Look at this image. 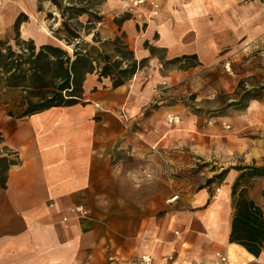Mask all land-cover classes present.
<instances>
[{
  "label": "crops",
  "instance_id": "1",
  "mask_svg": "<svg viewBox=\"0 0 264 264\" xmlns=\"http://www.w3.org/2000/svg\"><path fill=\"white\" fill-rule=\"evenodd\" d=\"M133 1L110 0L111 8H129L121 33L134 59L145 63L132 81L112 88L109 78L88 74L76 105L21 119L0 114V157L4 148L18 157L0 188V264H138L143 255L153 264H211L215 253L230 264H264V249L256 258L228 241L231 188L241 173L234 168L264 164L260 104L229 121L207 120L201 130L193 117L170 126L163 108L146 111L164 79L162 64L193 59L196 68L209 69L260 37L264 0H160L155 17L147 5L131 8ZM16 18L10 13L0 20V41ZM33 37L47 45L42 34ZM121 109L131 118L127 128ZM123 141L147 151L159 145L175 166L188 149L210 163L208 184L181 191L170 180L159 203L144 202L155 214L106 222L101 166L105 152ZM252 180L247 195L264 210V176ZM77 206L91 214L75 217L70 209ZM168 255L173 261L163 263Z\"/></svg>",
  "mask_w": 264,
  "mask_h": 264
},
{
  "label": "rangeland",
  "instance_id": "2",
  "mask_svg": "<svg viewBox=\"0 0 264 264\" xmlns=\"http://www.w3.org/2000/svg\"><path fill=\"white\" fill-rule=\"evenodd\" d=\"M76 1L63 0V4ZM110 3V0H102V5L99 6L101 22L88 25L87 16L78 19L82 25V36L86 31L89 33L84 36L86 42L90 43L96 32L102 41L122 38L121 25L128 18L130 10L123 6L111 8ZM10 13H15L16 20L21 22L18 30L23 40H32L38 48L40 43L33 36L42 34L47 39V45L62 48L71 54L62 42L54 38L53 32L59 29L61 20L49 0H0V20ZM48 14L52 15L51 19L47 18ZM14 25L2 40L12 46L15 37ZM26 31L28 34H24ZM112 57L118 62H122L124 58L127 62L131 59V56L119 50L114 51ZM125 63L122 62V65ZM226 64L229 65V72L224 68ZM160 73L164 79L146 111L149 113L151 110L163 108L167 111L165 122L167 116H179L181 120L193 117L192 119H196V128L201 130L207 120L229 121L233 115L244 112L252 103L260 104V112L264 116V33L247 41V45L237 50L227 61L209 69L196 68L193 59H181L162 64ZM133 78L134 76L130 81ZM2 113L0 108V114ZM146 148L148 149L137 143L134 146L128 145L127 141H123L105 152L106 162L102 163L101 170L105 175L102 180L108 207L100 210V214L106 222L121 224L129 217L155 214L157 210L143 208L144 202L150 201L152 206L159 203L158 198L168 189L170 180H177V188L181 191H194L208 184L206 176L210 172V163L194 156L188 149L181 151L185 157L179 160L180 166H175L169 162L171 160L168 151H164L161 146L157 145L148 151ZM2 154L4 155V151ZM0 174L3 175L4 172L1 171ZM252 179L245 182L252 186ZM171 200L172 198L168 202L172 203Z\"/></svg>",
  "mask_w": 264,
  "mask_h": 264
},
{
  "label": "trees",
  "instance_id": "3",
  "mask_svg": "<svg viewBox=\"0 0 264 264\" xmlns=\"http://www.w3.org/2000/svg\"><path fill=\"white\" fill-rule=\"evenodd\" d=\"M60 17V27L53 32L54 38L62 42L67 50L52 45L36 47L32 40H23L18 27L14 25V46L0 41V108L13 119L25 118L50 108L70 107L82 100V83L88 74L96 73L98 78H109L112 88L128 83L142 67L122 38L102 41L96 32L91 42L84 40L82 25L78 19L88 17L86 24L101 22L99 6L102 0H77L63 4V0H49ZM106 1V0H105ZM52 18L51 14L47 15ZM24 22V21H23ZM88 30V28H85ZM131 56L130 61H114V51ZM2 139L0 137V144ZM0 157V188L5 187L6 172L18 164L15 152L3 149ZM241 171L231 188L232 216L229 243L242 247L248 254L258 258L264 249V210L247 195L251 184L245 180L264 176V164L234 168ZM243 182H245L243 184ZM264 195V189L262 190Z\"/></svg>",
  "mask_w": 264,
  "mask_h": 264
},
{
  "label": "built area",
  "instance_id": "4",
  "mask_svg": "<svg viewBox=\"0 0 264 264\" xmlns=\"http://www.w3.org/2000/svg\"><path fill=\"white\" fill-rule=\"evenodd\" d=\"M147 5L151 11V16L155 17L158 15L161 9L160 0H134L131 3V8L143 7ZM224 68L227 72L230 71L229 65H224ZM118 118L124 123V126L127 128V124L130 121V117L127 115L126 111L121 109L118 111ZM166 123L170 126H175L180 123L179 116H167ZM177 197L172 198V202L175 201ZM70 213L74 214L77 218H85L91 214L90 210L83 208L82 206L73 207L70 209ZM173 261V256L168 255L162 257L163 263H169ZM139 264H153V259L149 255H143L140 257ZM211 264H230L228 258L221 253H215L213 261ZM244 264V263H239Z\"/></svg>",
  "mask_w": 264,
  "mask_h": 264
},
{
  "label": "bare ground",
  "instance_id": "5",
  "mask_svg": "<svg viewBox=\"0 0 264 264\" xmlns=\"http://www.w3.org/2000/svg\"><path fill=\"white\" fill-rule=\"evenodd\" d=\"M44 33H45V35H48V33L45 31V30H43V29H41ZM24 34H28V32L26 31V32H24ZM69 51H70V49H68ZM235 249H237V248H235ZM240 251V250H239ZM243 255H245L244 254V252H242V251H240Z\"/></svg>",
  "mask_w": 264,
  "mask_h": 264
}]
</instances>
